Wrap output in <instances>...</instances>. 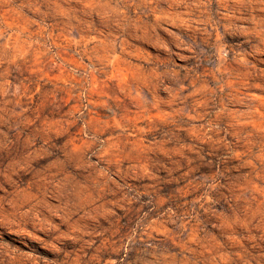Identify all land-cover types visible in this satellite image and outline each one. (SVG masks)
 I'll return each mask as SVG.
<instances>
[{"label":"rangeland","instance_id":"obj_1","mask_svg":"<svg viewBox=\"0 0 264 264\" xmlns=\"http://www.w3.org/2000/svg\"><path fill=\"white\" fill-rule=\"evenodd\" d=\"M0 264H264V0H0Z\"/></svg>","mask_w":264,"mask_h":264}]
</instances>
